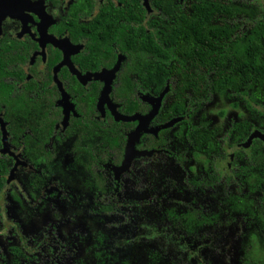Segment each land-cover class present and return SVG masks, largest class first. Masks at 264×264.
I'll list each match as a JSON object with an SVG mask.
<instances>
[{"label": "flooded vegetation", "instance_id": "obj_1", "mask_svg": "<svg viewBox=\"0 0 264 264\" xmlns=\"http://www.w3.org/2000/svg\"><path fill=\"white\" fill-rule=\"evenodd\" d=\"M194 1L17 0L18 13L1 20L0 239L8 242L0 243V264L72 257L56 228L30 247L19 221L8 215L11 207L43 199L59 202L62 214L72 208L83 217L84 209L86 216L106 218L111 233L126 228L113 248L110 238L108 254L105 233L95 226L83 256L71 264H103L105 256L111 264L118 250H129L134 262L135 249L145 243L152 251L141 257L144 264L264 262L248 247L264 237V83L231 97L214 94L193 112H171L170 100H163L167 85L152 94L154 84L117 78L124 30L141 25L148 32L157 15L164 31L163 7L188 14ZM102 39L106 45L98 47ZM134 85L121 106L115 90ZM217 98L234 117L227 105L218 120L211 116ZM128 103L134 106L126 109ZM117 113L136 117L118 119ZM167 161L176 169L173 179L157 169ZM153 206L162 209L150 222ZM140 222L144 234L137 231ZM152 228L159 242L150 240Z\"/></svg>", "mask_w": 264, "mask_h": 264}, {"label": "trees", "instance_id": "obj_2", "mask_svg": "<svg viewBox=\"0 0 264 264\" xmlns=\"http://www.w3.org/2000/svg\"><path fill=\"white\" fill-rule=\"evenodd\" d=\"M163 11L164 31L159 29L157 15L148 21V32L141 25H132L130 31L129 25L125 26L126 44L120 47L125 59L117 78L132 84H154L149 88L152 94L167 85L163 100H170L167 103L171 112L186 107L193 112L214 94L231 97L245 93L255 81L264 83L263 3L195 0L188 14L179 9L176 13L169 6ZM104 39L98 41V47L106 45ZM129 74L137 77L124 79ZM4 83L8 86L7 81ZM136 86L115 90L121 106ZM133 106L128 103L126 109Z\"/></svg>", "mask_w": 264, "mask_h": 264}, {"label": "rangeland", "instance_id": "obj_3", "mask_svg": "<svg viewBox=\"0 0 264 264\" xmlns=\"http://www.w3.org/2000/svg\"><path fill=\"white\" fill-rule=\"evenodd\" d=\"M221 99H215L209 106V112L211 113V116L218 120L220 117H218V110L221 109L222 107H226V103L220 101ZM222 106V107H221ZM228 106V105H227ZM229 107V106H228ZM230 108V107H229ZM228 108V109H229ZM223 109V108H222ZM237 113V112H236ZM234 117L235 112L233 109L230 108V113H227V116ZM223 163L219 162L218 166L219 168L223 167ZM157 169L160 172V175L163 177H172L174 178L175 173V168L172 166V163L170 161H167L164 166H158ZM178 171V170H177ZM161 177V180H162ZM181 175L179 176V178ZM62 185H64L62 183ZM176 197L178 198L179 194H175ZM49 203V205H48ZM71 203H69L70 205ZM49 206V207H48ZM164 206V205H163ZM154 207V206H153ZM162 209V206L160 207ZM160 208L154 207V212L149 209V212H147V219L151 222V220L156 219L155 216H157V211H160ZM72 208H67V211L62 214V207L59 202L55 201H50L48 202V199H43V203H39L36 206H32L31 203H23L19 204L18 206L11 207L9 209L10 214H8L10 217L14 218L15 220L19 221L20 223V229H22V232L26 237L29 238L28 244L30 247L35 246V244L39 241L40 236L42 233L48 231L50 233L51 228H56L58 235L64 240V243L67 246V249H69L72 253V257L63 259L57 264H71L73 261H76L77 259L81 258L83 256V247H84V240L87 234L91 232L95 226L100 227L101 231L105 233L104 236V245L106 244L105 248L103 245V252H110V238H111V248H113L112 241L115 237H119L120 235H123L121 233L123 230H125V227H119L122 230H119L118 228L115 230L114 233L110 232V225L111 222H109L108 219L106 218H101V217H89L84 214V209H82V215L81 217V212L80 211H75L71 212ZM74 215V216H72ZM80 217V218H79ZM84 218V219H83ZM103 222V224L101 223ZM110 224V225H109ZM105 225V226H103ZM145 222H140V226H138L137 231L139 233L144 234V231L146 232L147 229H145ZM113 226V225H112ZM106 227V228H105ZM148 228V227H147ZM149 233V238L150 240H158V242L161 240L158 238L160 236L158 232L156 231L155 228L148 229ZM233 229L231 230V232ZM107 235V236H106ZM157 237V238H156ZM2 240L0 239L1 245H4V243L8 242L5 237H2ZM237 241V240H236ZM239 241V240H238ZM234 243L235 245L233 248L235 249L236 247H239V244ZM261 243L259 244V242ZM16 240L14 241V243ZM252 242V241H251ZM6 245V244H5ZM251 249L249 250V253L252 257H259V258H264V237L262 236L261 238L258 237L256 243L249 245ZM139 250H136V256H137V261L130 260V252L129 250H124L120 251L118 250L116 259L111 262V264H144V261L141 262V257L146 256L147 252L152 251V245H149L147 243L140 245ZM5 248H3L4 250ZM102 251V249H101ZM162 252V250H161ZM167 250H165V247L163 249L162 254H167ZM173 252V251H172ZM247 252V251H246ZM46 253V250H42L39 252V255ZM109 254V253H108ZM169 254V253H168ZM172 256V254H171ZM68 257V256H66ZM167 255L164 256V259H169ZM109 259L111 258L105 256L103 259V264H109L110 262ZM233 260L235 262V258L233 257ZM117 261V262H116ZM166 263V262H165ZM230 262H227L229 264ZM261 264H264V262H261ZM92 264H99L97 262L92 263ZM218 264H221L220 262ZM223 264V263H222ZM226 264V263H225Z\"/></svg>", "mask_w": 264, "mask_h": 264}, {"label": "water", "instance_id": "obj_4", "mask_svg": "<svg viewBox=\"0 0 264 264\" xmlns=\"http://www.w3.org/2000/svg\"><path fill=\"white\" fill-rule=\"evenodd\" d=\"M16 1L17 0H0V22L1 20L7 16V15H15L16 13H18V6L16 5ZM20 11V10H19ZM119 60L117 61V63L114 65V67L112 68V70H110V74L113 75L115 70L118 68L119 66ZM108 88L107 86H105L103 88V92L102 94L104 95L103 97H105V95L108 92ZM136 116H132V117H126V116H122L119 113H117L116 118L118 119H123V120H127V119H133ZM0 125H1V129H3V122L0 119ZM139 129V127L137 128V130ZM137 130H136V134H137ZM135 134V135H136Z\"/></svg>", "mask_w": 264, "mask_h": 264}]
</instances>
